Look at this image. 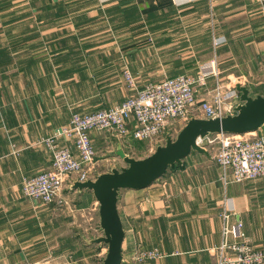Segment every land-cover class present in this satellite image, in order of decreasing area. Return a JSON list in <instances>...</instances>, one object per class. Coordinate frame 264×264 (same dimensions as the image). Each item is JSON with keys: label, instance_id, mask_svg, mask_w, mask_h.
Masks as SVG:
<instances>
[{"label": "crops", "instance_id": "crops-1", "mask_svg": "<svg viewBox=\"0 0 264 264\" xmlns=\"http://www.w3.org/2000/svg\"><path fill=\"white\" fill-rule=\"evenodd\" d=\"M137 30L141 46L133 45L136 38L121 43ZM159 37L166 41L157 48L153 40ZM216 37L227 42L214 48ZM200 39L208 40V51ZM160 54L189 60L163 61ZM207 55L214 57L197 58ZM256 55L264 62V0H0V264L40 262L53 246L71 241L55 237L59 230L69 228L73 240L87 242L76 233L82 231L80 217L99 219L92 192L73 189L72 178L64 191L70 208L60 214L53 205L26 198L22 182L51 167L52 154L42 140L67 125L73 113L110 109L131 95L126 68L138 75L141 87L168 77L148 80L152 72L199 73L212 60L217 68L220 62L249 71L245 57ZM213 84L199 89L198 102L211 99ZM248 88L252 96L264 94V80ZM91 138L96 177L126 166L119 149L131 156L133 146L142 144L111 131H92ZM60 144L74 152L71 141ZM225 199L234 206L231 225L242 223L264 253V179L225 187L212 153H192L151 187L120 192L124 264L138 248L152 247L165 256L140 264H216Z\"/></svg>", "mask_w": 264, "mask_h": 264}, {"label": "built area", "instance_id": "built-area-1", "mask_svg": "<svg viewBox=\"0 0 264 264\" xmlns=\"http://www.w3.org/2000/svg\"><path fill=\"white\" fill-rule=\"evenodd\" d=\"M226 42L225 38L216 37L213 39L214 48ZM123 74L132 93L122 103L93 113H73L67 125L42 140L52 154L51 167L23 179L22 192L26 198L40 200L58 210L70 208V199L64 194L66 184L72 178L78 182L96 178L97 152L91 138L92 131H111L117 136L142 142L165 140V136H172L174 132L167 133L172 124H175L172 127L176 123L184 126L191 118H200L197 114L206 119L233 115L241 103L240 94L229 91L220 82L215 60L208 62L197 75L179 74L147 82L141 87L129 69L126 68ZM211 79H215L211 99L198 102L199 89L207 87ZM131 121L134 128L129 127ZM62 139L73 143L74 152L70 146L60 144ZM197 144L214 153L220 181L225 187L264 179V126L242 135H211L198 139ZM233 211L231 200H223L220 212L222 241L214 248L216 264H264L263 251L250 242L243 224L231 225ZM98 230L102 234L100 225ZM164 256L165 253L157 247L138 248L128 263L140 264Z\"/></svg>", "mask_w": 264, "mask_h": 264}, {"label": "water", "instance_id": "water-1", "mask_svg": "<svg viewBox=\"0 0 264 264\" xmlns=\"http://www.w3.org/2000/svg\"><path fill=\"white\" fill-rule=\"evenodd\" d=\"M241 103L233 115L223 118H191L176 137L166 136V143L157 146L154 153L144 159H136L121 149L117 155L125 167L114 168L93 180L75 182L73 189L92 192L99 204V220L102 236L88 240L91 244H107L105 258L98 264H124L126 233L121 219L118 200L121 191H141L158 182L169 169L182 166L192 153L209 156L206 148L197 144L198 139L211 135L253 133L264 126V94L251 95L248 87L236 85Z\"/></svg>", "mask_w": 264, "mask_h": 264}, {"label": "rangeland", "instance_id": "rangeland-1", "mask_svg": "<svg viewBox=\"0 0 264 264\" xmlns=\"http://www.w3.org/2000/svg\"><path fill=\"white\" fill-rule=\"evenodd\" d=\"M136 13H132V15H131L132 16L131 21L133 20L132 21L133 24H136V22L138 24V21L136 18ZM123 21H121V22L123 23ZM140 35H141V32H139V30L129 32V33H127L126 36H130V37L122 38L121 43L128 44L133 38H136V39H133V45L137 46V47L141 46V44L144 43V41L139 38ZM162 35H163V33L159 34V36H162ZM149 37H150V35H149ZM151 40H152V38L151 39L149 38L147 41H151ZM165 41H166V39L159 37L158 39L153 40V43H154L153 45L157 48H160L164 44ZM177 41L182 42L183 40H177ZM197 41H199V43H202L201 47L203 48V50L208 51V49H207L208 48V44H207L208 40L200 39ZM155 43H157V44H155ZM162 50L165 51L166 49H162ZM139 57H140L139 55H134V58L139 59ZM157 57L163 61H168V60H171L172 58H174V59L176 58L179 62H187L189 60V56L183 55V54H180V55L160 54ZM201 57H202V59H207L210 56L209 55L197 56L198 59H200ZM262 58H263V56H257V55L245 57L246 62H243V64L245 63L244 69L249 70V71H244V72L235 71V70L231 69V66L229 65V63L222 65L219 62L218 77H219L220 82L223 85H225L227 88H229V91H233V90L237 91L236 85L239 83H244L243 84L244 86L251 87L253 83H258L259 81H263L264 80V69H263L264 62L262 61ZM250 60H252L253 62H250ZM238 61H240L239 57H238ZM240 66L241 65L239 64L238 67L240 68ZM236 69H238V68H236ZM251 69H254V70H251ZM197 73H198V71L197 72L196 71H194V72H191V71H167L165 73H160V72L153 73L152 72L149 75H147L148 77H146V78L148 80L151 79L152 81H154V80H157V77L158 78L164 77V76L170 77V76H175V75H179V74L194 75ZM132 74H133L136 82L137 83L140 82L139 81L140 79L138 80V78H139L138 75L135 76L134 73H132ZM160 74H162V76ZM240 74H242V75H240ZM142 75H144L143 72H142ZM214 80L215 79H211L210 81L214 82ZM148 82H151V81H148ZM213 85H215V82ZM197 115H199V117L202 118L200 114H197ZM173 125H175V124H172L171 126H169L167 133L174 131V132H172L173 133L172 137L174 138L177 136L178 132L184 126H181L182 123H176L175 127H172ZM165 143H166V138H165V140L162 138L161 140H158V141L142 142V144H137V146L134 145L133 149L129 153L133 158L144 159V158L148 157L149 155H151L152 153H154L157 146L164 145ZM212 155L214 156L213 152H212ZM260 180H263V179H260ZM36 201L43 203L40 200H36ZM57 212L62 214L61 212H59V210ZM71 218H73V220H76V218L79 219V216L78 217H71ZM80 218H82L84 223L82 222L81 233L80 234L76 233V235H78L79 239H82V238L87 239V242L83 243L82 240H78V241L73 240V236H75V234L69 228H67L66 231H63V230L56 231L55 237H58L61 235L63 238V236H67V238L70 239L71 241H68V243L65 246L63 245V243L61 245L53 246L51 251H49V255L44 257L43 259H39L40 262H37V263H39V264H95V263H97L98 264V263H100V261H102L105 258L106 253H107V247H108L107 244H102V245L91 244L88 241V240L98 238L102 235L101 232H99V230L96 229L97 224L100 223V220L97 219V217L95 215H93V216L87 215V216H82ZM74 229H75V227H74ZM60 237H58V238H60ZM41 249H43V248H37V250H41Z\"/></svg>", "mask_w": 264, "mask_h": 264}]
</instances>
